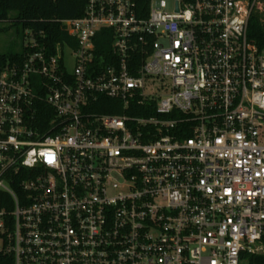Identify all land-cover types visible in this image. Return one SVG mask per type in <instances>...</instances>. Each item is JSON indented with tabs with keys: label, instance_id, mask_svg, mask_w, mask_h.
Returning a JSON list of instances; mask_svg holds the SVG:
<instances>
[{
	"label": "built area",
	"instance_id": "2783aa9c",
	"mask_svg": "<svg viewBox=\"0 0 264 264\" xmlns=\"http://www.w3.org/2000/svg\"><path fill=\"white\" fill-rule=\"evenodd\" d=\"M258 10L262 0H87L80 17L11 28L0 264H264ZM42 23L68 36L53 42ZM102 29L112 52L98 61ZM104 97L116 112L94 110Z\"/></svg>",
	"mask_w": 264,
	"mask_h": 264
},
{
	"label": "trees",
	"instance_id": "16d2710c",
	"mask_svg": "<svg viewBox=\"0 0 264 264\" xmlns=\"http://www.w3.org/2000/svg\"><path fill=\"white\" fill-rule=\"evenodd\" d=\"M148 2V0H144ZM264 2V0H262ZM87 0H0V21L10 20L12 24L0 28V32L8 33L11 28L17 27L18 22H23L25 26H33L35 20H51L55 18L69 19L80 17L84 14ZM40 27L47 30V36L51 41L56 42L65 38L68 34L60 31L56 23H42ZM50 27V29H49ZM51 29L55 30L52 34ZM110 30L102 29L98 33L96 41V56L100 61L103 57L112 52V39ZM249 37L260 46L264 45V11L253 12L249 21ZM112 99L104 97L102 103H97L93 107L95 111L116 112L109 104Z\"/></svg>",
	"mask_w": 264,
	"mask_h": 264
},
{
	"label": "rangeland",
	"instance_id": "374dc122",
	"mask_svg": "<svg viewBox=\"0 0 264 264\" xmlns=\"http://www.w3.org/2000/svg\"><path fill=\"white\" fill-rule=\"evenodd\" d=\"M166 1L170 4L171 0ZM13 36L11 33L0 34V53L8 54L18 51L17 44L12 41Z\"/></svg>",
	"mask_w": 264,
	"mask_h": 264
}]
</instances>
